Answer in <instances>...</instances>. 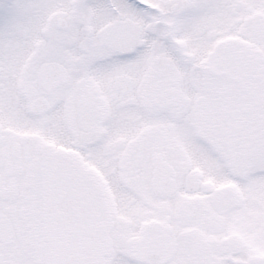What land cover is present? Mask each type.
I'll use <instances>...</instances> for the list:
<instances>
[{
  "label": "snow or ice",
  "instance_id": "1",
  "mask_svg": "<svg viewBox=\"0 0 264 264\" xmlns=\"http://www.w3.org/2000/svg\"><path fill=\"white\" fill-rule=\"evenodd\" d=\"M0 264H264V0H0Z\"/></svg>",
  "mask_w": 264,
  "mask_h": 264
}]
</instances>
